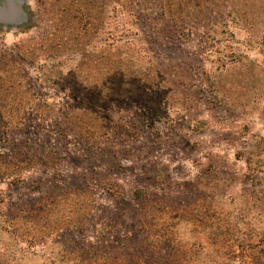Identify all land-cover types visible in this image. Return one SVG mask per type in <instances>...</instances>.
Returning a JSON list of instances; mask_svg holds the SVG:
<instances>
[{"label":"rangeland","instance_id":"rangeland-1","mask_svg":"<svg viewBox=\"0 0 264 264\" xmlns=\"http://www.w3.org/2000/svg\"><path fill=\"white\" fill-rule=\"evenodd\" d=\"M22 1L26 19L0 26L3 263L59 260L81 236L96 264H264V3L230 0L247 22L190 4L173 26L165 5L148 22L111 0ZM54 194L35 227L20 220Z\"/></svg>","mask_w":264,"mask_h":264},{"label":"trees","instance_id":"trees-1","mask_svg":"<svg viewBox=\"0 0 264 264\" xmlns=\"http://www.w3.org/2000/svg\"><path fill=\"white\" fill-rule=\"evenodd\" d=\"M77 1V0H75ZM155 0H111L113 7L112 10L115 12V17H118L117 14L120 15L121 19L123 18L124 14L127 15H133L136 18H139L141 21L143 19H146V21L150 22L152 20H157L155 19V15L158 13L157 11L160 10L161 5L166 6L167 10V21L174 26L175 25V15H174V10L175 8L178 11H181L183 7H186L187 5L192 4L195 6L199 11H203L207 8V6H211L216 9H220L223 6H226L228 9V14L226 13L225 16L230 17V21L232 22H239L240 20L247 22L250 19L259 16L257 12H252L248 13V11H245L243 14H237L235 13L236 11L233 9V4L230 3V0H157L158 3L160 4L159 7H157L156 3H153L154 6H147L146 2H151ZM237 2L241 3V6H244L245 8H254L255 6H258L259 4L264 3V0H236ZM78 2V1H77ZM142 7V13H132V8L133 7ZM146 10V11H143ZM224 12H217L211 9L210 13V19H214L218 24H221L220 18L222 17ZM165 14H163L164 17ZM162 16V15H161ZM218 19V20H217ZM201 20L205 23L208 22L207 19H204L201 17ZM148 24V23H146ZM121 28L118 29V27H115L116 32L114 33V40H116L115 45H114V50H117V41L122 38L124 31L122 25L120 26ZM119 32V34H117ZM175 32L172 31L171 27L167 28L166 31L163 32L162 39L163 41L166 42H171L172 39L175 37ZM154 34L153 30L150 33V35ZM150 38H155L153 36H150ZM151 40V39H150ZM149 41V40H148ZM151 42L154 43H159L160 45L163 44L164 42H161L158 38L153 39ZM158 45V44H156ZM146 49H144L145 51ZM123 66V65H119ZM105 190L109 192L111 196H115L114 198L117 200H122V195L121 191L118 189L117 185L115 183H107L106 186L104 187ZM74 189V187H72ZM144 195V192L142 189H136L132 197L134 199H140ZM147 195V194H146ZM58 194L54 195H48L47 197L40 198L39 200L34 201L31 203V205L28 207L27 213L29 214V219L28 217H19L20 220L23 222H32V225L34 226L37 224L39 220H41L43 217L45 218V215L48 214L50 210H53L57 204L59 203V200H57ZM14 206L20 209L19 203H14ZM23 216V215H22ZM13 219V218H12ZM18 219V217H17ZM34 222V223H33ZM62 223L60 224L61 228L66 231L68 234H72L74 232L79 233L80 235L83 234V227L82 223L80 221L72 220V219H66L65 221H61ZM51 225H48L47 231L43 232L40 238H34L31 237L29 240H26L25 244L28 247H35L36 244L44 243L46 241V234H50L51 230L54 228H50ZM35 227V226H34ZM50 228V229H49ZM0 230H4L2 227H0ZM45 233V234H44ZM61 255L59 260H51L48 261L46 264H96V251L94 249L93 243L92 242H87L84 240H81L80 238H73L72 239V246L67 247L65 250L63 249L61 251ZM0 264H6L3 263V261L0 259Z\"/></svg>","mask_w":264,"mask_h":264},{"label":"flooded vegetation","instance_id":"flooded-vegetation-1","mask_svg":"<svg viewBox=\"0 0 264 264\" xmlns=\"http://www.w3.org/2000/svg\"><path fill=\"white\" fill-rule=\"evenodd\" d=\"M13 4L14 11L20 10L21 12L25 13V8L22 0H0V26H8L16 25L20 23L22 20L14 17V12L9 9V5ZM16 12V11H15Z\"/></svg>","mask_w":264,"mask_h":264},{"label":"water","instance_id":"water-1","mask_svg":"<svg viewBox=\"0 0 264 264\" xmlns=\"http://www.w3.org/2000/svg\"><path fill=\"white\" fill-rule=\"evenodd\" d=\"M9 3H10V0H9ZM9 9L10 10H12L13 12H14V17H16V18H18L19 20H25L26 18H25V14H24V12H21L20 10H13L14 9V6H13V4H10L9 5Z\"/></svg>","mask_w":264,"mask_h":264}]
</instances>
